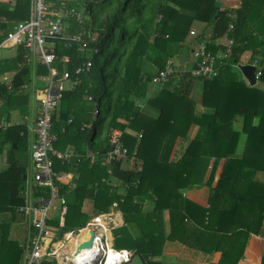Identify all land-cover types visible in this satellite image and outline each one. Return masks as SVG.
<instances>
[{
  "label": "trees",
  "instance_id": "obj_1",
  "mask_svg": "<svg viewBox=\"0 0 264 264\" xmlns=\"http://www.w3.org/2000/svg\"><path fill=\"white\" fill-rule=\"evenodd\" d=\"M82 1L76 8L84 20L68 19L67 32L93 38L89 46L97 51L80 83L63 91L52 117L55 148L71 147L83 154L64 162L55 159L54 169L72 173L76 183L73 189H62L74 196L72 202L66 198V228L82 227L93 215L82 210L85 200L92 202L94 214L118 201L125 223L137 222L141 228L142 237L132 241L131 249L144 264H160L153 256L164 239L205 253L220 252L212 264H238L248 237L262 233L264 224V178L259 176L264 172V90L251 86L236 70L244 54L259 56L257 81L264 86V0H240L233 9L217 6L218 0ZM28 12L29 0H17L12 7L0 1V44ZM192 28L196 35L190 34ZM229 36L234 44L228 51ZM63 40L52 39L57 55L53 66L73 73L85 54L64 47ZM200 40L213 54L229 52L217 60L218 74L207 79L183 72L143 100L148 82L167 60H183ZM10 48L13 56L0 57V120L11 111L28 115L34 78L44 69L48 72L43 64L25 62L22 46ZM63 56L68 57L64 64ZM6 74H12L8 83L2 80ZM113 129L123 131V143L140 160V168L124 167L121 161L90 163L84 156L107 151ZM29 140L24 122L0 127V151L6 146L7 163L0 171V264L21 261L10 226L23 219L16 208L24 203ZM199 186L209 188L207 207L185 196L186 190ZM40 194L47 196L44 190ZM145 203L153 208L144 211ZM149 222L160 225V232ZM113 233L115 241L125 236L133 240L126 225Z\"/></svg>",
  "mask_w": 264,
  "mask_h": 264
},
{
  "label": "built area",
  "instance_id": "obj_2",
  "mask_svg": "<svg viewBox=\"0 0 264 264\" xmlns=\"http://www.w3.org/2000/svg\"><path fill=\"white\" fill-rule=\"evenodd\" d=\"M0 1L12 7L17 0ZM72 2L73 0H29L28 16L15 22L0 44L3 48L22 46L26 49L25 62L32 65L43 64L49 73L47 85L44 88L35 85L31 91V102L37 106L32 125L28 129L32 172L29 181L26 176L21 192L24 203L16 208V213L23 218L21 234L17 238L22 251L20 264H127L133 254L126 249L113 247L112 230L124 224L118 201H113L105 212L93 213L82 227L66 228L67 190L63 192L62 189L63 185L73 189L76 183L72 173L54 169L55 159L64 162L74 157L79 159L83 154L75 153L71 147L63 151L55 148L56 135L52 132V117L63 91L80 83V74L90 70L93 63L91 57L97 51L89 46L93 38L89 40L83 32H67L68 19L79 23L84 20V14ZM228 16L234 17V14L229 12ZM233 28V24L229 23V31ZM194 31L191 29L190 33L193 34ZM60 36L64 38V47H74L85 54V59L75 67L73 73L67 69L59 71L53 66L57 55L52 39ZM233 44V37H227L228 51ZM228 56L229 52L213 54L207 49L206 43L200 42L192 49V61L188 66L176 64L174 58L168 59L164 68L152 80L163 85L171 77L183 72H189L194 77L211 79L218 74L217 60L226 59ZM258 57L251 59V55L246 53L242 57L243 63H240L255 67L256 80L261 75ZM67 60L68 57L65 56L60 58L62 64ZM9 125L8 121L0 123L2 128ZM122 134V130L113 129L109 135L110 147L107 151L87 152L84 156L90 163L100 160L104 165L127 159L134 163L137 157L129 154ZM107 171L111 173V169ZM42 190L46 191L47 196L40 194ZM258 238L264 243V235ZM89 240L90 246L81 249L78 254L80 246Z\"/></svg>",
  "mask_w": 264,
  "mask_h": 264
},
{
  "label": "crops",
  "instance_id": "obj_3",
  "mask_svg": "<svg viewBox=\"0 0 264 264\" xmlns=\"http://www.w3.org/2000/svg\"><path fill=\"white\" fill-rule=\"evenodd\" d=\"M184 59H185L184 61L187 62V64H184V65L188 66L192 61L191 54L189 53ZM11 77H12V74H6L2 77V80L8 83ZM36 110H37V106L32 101L28 115L23 116L18 111H11L9 116L7 117L5 116L4 118L0 120V123L5 122V121H8L10 124L24 122L25 124H27V128L29 129L30 126L32 125V120L34 118ZM23 117L25 118L24 120L22 119ZM194 131H195V127L192 126L190 128L189 133L191 134ZM1 151H2L1 152L2 154L0 155V171L4 170L7 167L6 146ZM138 165H140L139 161H138ZM220 167L221 165L219 164V167L216 171L215 178H217L220 172ZM259 176L264 178V172L260 173ZM68 192L69 191H67V193ZM208 193H209V188L207 186H199V187H193V188L186 190L185 196L191 202L196 203L203 207H207L208 206ZM66 198H67V194H66ZM83 204H86L85 205L86 207L89 205L91 210H93L92 202H90L89 200H85ZM83 207L84 205H82V209ZM109 207H108V210H109ZM152 208H153L152 203H147V204L145 203V205L143 206L144 211H148ZM16 223H17L16 229L13 234L18 238V236L21 234L22 221L17 220ZM167 224L168 222H166L165 224L167 227V232H168L169 224L168 225ZM123 225H126L125 221ZM134 229H135L134 231H136L137 233V228H134ZM113 230H112V236H113V241H114ZM262 235H264V228L262 230V233L251 234L248 237L245 248H244L243 257L239 260L238 264H260L261 255L264 253V248H263L264 244L262 245L258 236H262ZM128 251L134 255L133 250H128ZM219 258H220V252L205 253L195 248L184 245L178 240H170V239H164L160 252H158L155 256H153V259L158 261L160 264H212V263H217Z\"/></svg>",
  "mask_w": 264,
  "mask_h": 264
},
{
  "label": "rangeland",
  "instance_id": "obj_4",
  "mask_svg": "<svg viewBox=\"0 0 264 264\" xmlns=\"http://www.w3.org/2000/svg\"><path fill=\"white\" fill-rule=\"evenodd\" d=\"M219 2H221V5L223 8H232L234 6H238L239 3H240V0H218ZM74 2L76 3L75 7L78 6V5H81L83 4V1L82 0H73V4ZM81 11V10H80ZM82 12V11H81ZM83 13V12H82ZM194 29V28H192ZM195 35L198 33V30L195 28ZM191 34V33H190ZM202 42L205 44V41L203 40H200L199 42L195 43L194 44V49L197 47V45ZM15 53V50L13 48H9V49H0V57H10V56H13ZM190 54L192 56V50L190 51ZM175 60V63L178 64V65H184V64H187V62H185L183 60H180L179 58H174ZM236 70L239 72V74L242 76L241 72L239 71L238 68H236ZM48 78H49V73L47 72L46 69L42 70L40 73L36 74L35 78H34V83L36 85V87L38 88H44L47 83H48ZM257 85L259 88L263 89L264 90V86H263V83L261 81H257V83L255 84ZM161 89L160 85L158 83H155L153 80L148 82V85H147V92H146V96L143 100H145L146 98H149L153 95H155V93H158V91ZM30 100H31V96H30ZM32 103V102H31ZM148 109V108H146ZM149 110V109H148ZM23 120L25 119L24 117L22 118ZM130 130V129H128ZM130 132H133V133H136L135 131H130ZM137 134V133H136ZM241 147L240 145L237 146V150H240ZM2 151H0V155L2 154L1 153ZM138 161H140L138 158L135 159L134 163L127 159V160H123L122 162V165L124 167H127V168H140V166L138 165ZM31 168L29 166V164H27L26 166V176H27V180L29 181L30 178H31ZM67 199L69 202H72L74 200V196L71 194H69V192L67 193ZM84 207H83V211L86 212L89 216L91 214H93L90 206L88 205L87 207L85 206L86 204H83ZM165 213V212H164ZM166 222H168L167 220L163 219V230H164V234H166L167 232V227H166ZM16 221H14L11 226H10V234L12 235L14 232H15V229H16ZM149 225L151 228H153V230H157L158 232H160L161 230V227L160 225L156 224L155 226L151 225L150 222H149ZM168 225V224H167ZM127 226V229L129 231V233L131 234V236L133 237V240H130L129 237L125 236L123 238H120V240L118 241H113V247L116 248V249H119V248H127V250H132L131 247H132V241H134L135 239H138L137 237L140 236L142 237V232L141 231V228L137 226V222H131V223H127L126 224ZM134 228H137V233L136 231H134L135 229ZM168 228H169V225H168ZM264 228V224H263V227H262V230ZM140 230V231H139ZM145 233V232H144ZM159 235H161L160 233H158ZM261 241V240H260ZM262 245L264 244L262 241H261ZM263 248H264V245H263Z\"/></svg>",
  "mask_w": 264,
  "mask_h": 264
},
{
  "label": "water",
  "instance_id": "obj_5",
  "mask_svg": "<svg viewBox=\"0 0 264 264\" xmlns=\"http://www.w3.org/2000/svg\"><path fill=\"white\" fill-rule=\"evenodd\" d=\"M217 6H221V2H217L216 3ZM219 14V13H218ZM217 14V15H218ZM239 71L241 72L242 76L248 81V83L253 86L256 84V78H255V67L253 65L250 64H239L238 66ZM23 178H26V175L23 176ZM91 237L93 236V231H90ZM91 244L90 240L83 243L80 248L78 249V254L79 251H81V249H86L87 247H89ZM77 256V254H76ZM127 264H144V261L142 259V257L139 254H134L131 261L128 262Z\"/></svg>",
  "mask_w": 264,
  "mask_h": 264
},
{
  "label": "bare ground",
  "instance_id": "obj_6",
  "mask_svg": "<svg viewBox=\"0 0 264 264\" xmlns=\"http://www.w3.org/2000/svg\"><path fill=\"white\" fill-rule=\"evenodd\" d=\"M82 235H83V234H82ZM82 235H81V236H82Z\"/></svg>",
  "mask_w": 264,
  "mask_h": 264
}]
</instances>
